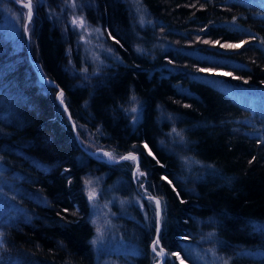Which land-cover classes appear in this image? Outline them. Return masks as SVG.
<instances>
[{"label":"trees","instance_id":"1","mask_svg":"<svg viewBox=\"0 0 264 264\" xmlns=\"http://www.w3.org/2000/svg\"><path fill=\"white\" fill-rule=\"evenodd\" d=\"M1 4L0 264H97L91 178L116 264L158 259L145 195L160 264H264V0Z\"/></svg>","mask_w":264,"mask_h":264},{"label":"rangeland","instance_id":"2","mask_svg":"<svg viewBox=\"0 0 264 264\" xmlns=\"http://www.w3.org/2000/svg\"><path fill=\"white\" fill-rule=\"evenodd\" d=\"M20 4H27L24 0H17ZM4 5V4H3ZM2 4L1 7L4 8ZM11 13H14L21 17V12H18L17 9L15 10L13 4H11ZM16 11V12H14ZM10 15V13H9ZM8 22L10 23L8 25ZM18 23V20H13L12 17H8L7 21L5 20V24L11 28L12 26L14 28L13 32L15 33L16 30H18V27L20 26ZM80 26V24H78ZM35 65V64H34ZM37 68V65H36ZM87 181H90L91 183H87V196L89 197V194L92 192H97V183L94 178H91ZM86 181V182H87ZM105 208H102L101 204L98 203L96 198L91 201V211L89 214L90 220L94 225V234L92 239V244L95 249V256L97 259V264H116V262L110 257L111 253L113 251L118 250H134V245L129 244L126 241L120 239L118 233H116L113 230V222H111V218L108 213H106ZM99 230V231H98ZM96 241L95 243H93ZM154 264H157L155 261Z\"/></svg>","mask_w":264,"mask_h":264},{"label":"snow or ice","instance_id":"3","mask_svg":"<svg viewBox=\"0 0 264 264\" xmlns=\"http://www.w3.org/2000/svg\"><path fill=\"white\" fill-rule=\"evenodd\" d=\"M24 7H26L28 9L27 11V21L28 23H25L24 24V33L25 35H28L29 34V30H30V22L32 20V17H33V7H32V0H28V3L24 5ZM73 24H76L77 23V20L74 18L73 19ZM79 24L80 26H83L84 22L83 20L81 19L79 21ZM98 31V30H97ZM207 43V41H206ZM242 43H248V41H244ZM222 47H225V45H221ZM226 47H231V48H239L241 47V45H227ZM200 71L204 72V71H210L208 69H200ZM220 75H224V76H230L232 75L231 73H220ZM234 79H239V77H233ZM245 83H247V81H245ZM63 91H60L58 93V99L60 101L61 104L64 103V100H63ZM65 111H67V109H65ZM133 111H136V109H133ZM175 132V129L173 130ZM145 148H147V145H145ZM149 155H152L151 151L149 150ZM104 156H107L109 158V160H112L113 157L110 153H104ZM155 159V157H153ZM121 159H124V160H136L137 157L136 156H133L132 154H129L128 156H124V157H121ZM137 171L139 172V168L137 169ZM140 175H144V173H140ZM86 183L90 184L91 182L90 181H87ZM169 183H171V181H169ZM175 190V189H174ZM177 195H179V193H177ZM95 199V192H92L89 194V200L90 201H93ZM149 199H153L152 197H149ZM156 206H157V212H156V233H157V238L154 239L152 241V251L156 254L157 257H164L166 254L164 252V249L162 247H159L160 246V233L162 231V217H161V212H160V201L159 200H156ZM183 203V201H181ZM99 231V230H98ZM187 237H185L186 239ZM96 241H94L93 243H95ZM159 248V251L157 250ZM172 256H175L176 259L179 261V264H184V260L181 258V256L179 255V253H171ZM157 264H160V262L158 261ZM225 264H227V261H225Z\"/></svg>","mask_w":264,"mask_h":264},{"label":"water","instance_id":"4","mask_svg":"<svg viewBox=\"0 0 264 264\" xmlns=\"http://www.w3.org/2000/svg\"><path fill=\"white\" fill-rule=\"evenodd\" d=\"M27 11H28V9H27ZM25 23H27V13H26V18H25V22H24V24H25ZM26 45H27V48H26V49H27V54H28V56H29L30 62L33 64V66H34V68H35V70H36L38 76H40L41 78H44V79H46V80H49L50 82H53V80H52L51 78H49V77L43 75L42 73H40V72L38 71V69L36 68V65H34L33 60H32V58H31V56H30L29 48H28V42H26ZM59 91H60V89H59L58 92L56 93V98L58 97V93H59ZM57 100H58V102H60L58 98H57ZM60 104H61V103H60ZM61 106H62V108H64V110L67 109L65 102H64L63 104H61ZM65 112H66V114H67L68 120H69V122H70V124H71L72 131H73V133H74V135H75V138H76L78 144L81 146V148H82L83 150H85L86 152L92 154V151H90V150H88L86 147H84V146L81 144L80 140L78 139L77 134H76V128H75L74 122L72 121V119H71V117H70V114H69L68 109H67V111H65ZM129 154H132L133 156H136V157H137V159L135 160V166H136L137 163H138V154H137V153H124V154H122V155H120V156H118V157H116V158H114V159H112V160H109L108 157H103V156L98 155V154H94V156H95V157H98V158H102V159H104V160H106V161H109V162H115V161L120 160L121 157L128 156ZM145 196L152 197L155 201L158 200V199L156 198V196H154V195H145ZM155 204H156V202H155ZM156 212H157V206H156ZM156 218H157V217H156ZM155 238H157V233H155ZM162 248L164 249V247H162ZM164 252H165V249H164ZM162 258H163V257H158V259L156 260V262H158V261L160 262V261L162 260Z\"/></svg>","mask_w":264,"mask_h":264}]
</instances>
